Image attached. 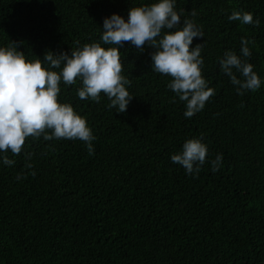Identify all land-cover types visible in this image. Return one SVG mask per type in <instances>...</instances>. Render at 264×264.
<instances>
[{
    "label": "trees",
    "instance_id": "trees-1",
    "mask_svg": "<svg viewBox=\"0 0 264 264\" xmlns=\"http://www.w3.org/2000/svg\"><path fill=\"white\" fill-rule=\"evenodd\" d=\"M151 2L0 0V47L16 41L28 60L70 53L100 40L105 17L127 19L131 6ZM175 6L202 27L192 47L204 44L203 75L216 95L185 117V103L167 88L171 78L151 68L154 49L130 43L120 48L133 96L126 112L109 109L103 94L100 103L81 100L79 81L61 83L59 100L86 118L94 154L79 140L29 138L33 169L24 168V152L8 153L11 167L0 160V264H264V83L241 96L219 66L247 37L249 62L264 81V0ZM233 11L252 12L259 27L230 21ZM195 137L208 147L198 177L170 159Z\"/></svg>",
    "mask_w": 264,
    "mask_h": 264
},
{
    "label": "clouds",
    "instance_id": "clouds-1",
    "mask_svg": "<svg viewBox=\"0 0 264 264\" xmlns=\"http://www.w3.org/2000/svg\"><path fill=\"white\" fill-rule=\"evenodd\" d=\"M183 12V9L176 10L175 0H152L131 6L127 19L117 13L105 17L99 41L71 48L70 53L49 50L43 59H26L16 41L0 47V160L3 164L13 166L16 161L8 153L19 156L29 138L32 141L79 140L85 144L88 154L93 155L96 137L86 118L71 103L59 100L61 83L72 86L79 81L76 94L81 100L100 103L103 94L110 101L109 109L126 112L133 96L126 87L131 81L122 75L120 48L125 43L140 52L145 45L154 49L151 68L171 78L167 88L185 103V117L191 118L202 111L216 91L203 75L204 44L192 47L194 38L204 37L202 27L193 19L183 17ZM196 15L191 10L190 16ZM228 19L256 27L261 23L249 11H233ZM250 44L254 41L241 37L239 54L227 50L219 58L220 71L241 96L255 92L264 83L249 62ZM34 155L32 151L24 152L25 169H33ZM207 155L208 147L202 137H195L186 139L182 149L170 159L187 174L198 177L208 162ZM221 161L222 154L210 161L213 172L219 170ZM30 174L35 177L36 172ZM25 175L22 171L16 179Z\"/></svg>",
    "mask_w": 264,
    "mask_h": 264
}]
</instances>
